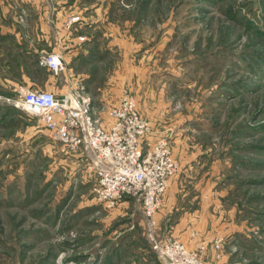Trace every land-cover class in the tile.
Here are the masks:
<instances>
[{
  "label": "rangeland",
  "instance_id": "374dc122",
  "mask_svg": "<svg viewBox=\"0 0 264 264\" xmlns=\"http://www.w3.org/2000/svg\"><path fill=\"white\" fill-rule=\"evenodd\" d=\"M94 2L124 47L86 68L99 87L118 73V90L128 88L151 121L145 147L167 137L176 174L154 227L139 197L100 202L94 155L68 151L38 113L17 106L27 85L18 80L0 101V264H163L153 239L167 237L205 264H264V0H78L75 8ZM45 68L27 69L38 89L46 90ZM170 219L190 220L188 241L167 233Z\"/></svg>",
  "mask_w": 264,
  "mask_h": 264
},
{
  "label": "built area",
  "instance_id": "2783aa9c",
  "mask_svg": "<svg viewBox=\"0 0 264 264\" xmlns=\"http://www.w3.org/2000/svg\"><path fill=\"white\" fill-rule=\"evenodd\" d=\"M40 60L54 73L64 67L59 51L44 53ZM6 99L9 100L0 93V101ZM15 104L38 113L44 127L68 151H91L94 156L90 168L97 177L93 192L100 202L114 204L124 197H139L146 217L155 226L156 213L178 163L167 137L145 147L151 121L139 111L137 99L128 88L117 103L106 107L110 123L99 114L91 94L79 81L62 94L20 85ZM154 235L152 231L153 238ZM213 244L220 248L221 237L215 238ZM153 247L163 264H205L198 252L172 237L154 238Z\"/></svg>",
  "mask_w": 264,
  "mask_h": 264
},
{
  "label": "crops",
  "instance_id": "0c3cea01",
  "mask_svg": "<svg viewBox=\"0 0 264 264\" xmlns=\"http://www.w3.org/2000/svg\"><path fill=\"white\" fill-rule=\"evenodd\" d=\"M77 1L0 0V93L11 94L21 79L28 86L38 88L39 85L28 76V70L32 66L44 69L45 66L40 63L41 56L59 51L68 67L64 66L57 74L50 69L45 89L62 94L66 93L73 80L83 83L99 114L106 123H110L106 111L99 108L103 104L110 106L119 101L122 89L118 90V73L112 75L108 86L99 87L95 85L91 68H86V65L104 61L117 48L124 46L119 41L114 24L106 19L102 3L86 4L81 12H77ZM44 5L46 11H42ZM23 10L29 13L27 21L21 20ZM75 16L77 18L73 19ZM55 77L60 81L55 82ZM189 221L170 219L165 229L169 228L167 233L174 237L188 241Z\"/></svg>",
  "mask_w": 264,
  "mask_h": 264
}]
</instances>
